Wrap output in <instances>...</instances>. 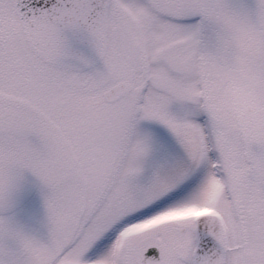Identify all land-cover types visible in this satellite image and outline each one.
I'll return each mask as SVG.
<instances>
[{
    "label": "snow or ice",
    "instance_id": "1",
    "mask_svg": "<svg viewBox=\"0 0 264 264\" xmlns=\"http://www.w3.org/2000/svg\"><path fill=\"white\" fill-rule=\"evenodd\" d=\"M0 264H264V0H0Z\"/></svg>",
    "mask_w": 264,
    "mask_h": 264
}]
</instances>
